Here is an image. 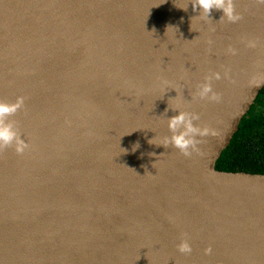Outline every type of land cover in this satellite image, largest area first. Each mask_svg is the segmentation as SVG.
I'll list each match as a JSON object with an SVG mask.
<instances>
[{
  "label": "water",
  "instance_id": "obj_1",
  "mask_svg": "<svg viewBox=\"0 0 264 264\" xmlns=\"http://www.w3.org/2000/svg\"><path fill=\"white\" fill-rule=\"evenodd\" d=\"M235 6L0 0V102L25 98L28 144L0 153V264H264V175L215 168L264 88V5ZM215 72L220 103L195 95ZM172 109L214 132L199 153L157 146Z\"/></svg>",
  "mask_w": 264,
  "mask_h": 264
},
{
  "label": "clouds",
  "instance_id": "obj_2",
  "mask_svg": "<svg viewBox=\"0 0 264 264\" xmlns=\"http://www.w3.org/2000/svg\"><path fill=\"white\" fill-rule=\"evenodd\" d=\"M255 2L258 5H264V0H255ZM191 4L194 11L199 10V16L203 19H210L213 9L223 10L224 15L221 17V20L227 18V21L230 23H237L243 18L236 11L235 0H191ZM184 10H187V8ZM247 46L254 48L256 47V42L250 41ZM229 52L233 55L237 54V50L231 47L229 48ZM224 75L227 77V72ZM221 78L219 72L206 76L205 82L197 86L195 95L201 100L215 103L222 102V94L215 92L212 86L213 80H220ZM24 103L25 98L23 96L18 97L14 103L0 102V153L14 147L18 155H23L28 148V144L21 138V134L16 130L13 122L9 120V117L15 115L24 107ZM172 110L178 111L179 114L168 118V129L171 135L164 137L162 143L157 146L163 145L165 148L169 146L174 147L185 157H191L194 152L199 153L198 145L203 141L197 138L214 134V132L208 127L201 128L195 123V121L200 119L198 113L179 111L177 109ZM149 143H152V141H149ZM177 250L185 255L192 253L193 249L187 233L184 234V238L177 245ZM211 253L212 248L209 246L205 249V254L210 255Z\"/></svg>",
  "mask_w": 264,
  "mask_h": 264
},
{
  "label": "trees",
  "instance_id": "obj_3",
  "mask_svg": "<svg viewBox=\"0 0 264 264\" xmlns=\"http://www.w3.org/2000/svg\"><path fill=\"white\" fill-rule=\"evenodd\" d=\"M215 168L224 172L264 175V88L242 118Z\"/></svg>",
  "mask_w": 264,
  "mask_h": 264
}]
</instances>
